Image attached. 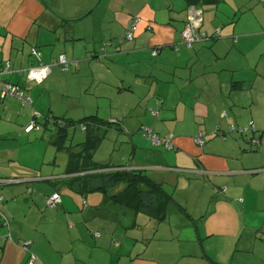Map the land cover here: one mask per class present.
Instances as JSON below:
<instances>
[{
  "label": "crops",
  "instance_id": "0c3cea01",
  "mask_svg": "<svg viewBox=\"0 0 264 264\" xmlns=\"http://www.w3.org/2000/svg\"><path fill=\"white\" fill-rule=\"evenodd\" d=\"M191 3L203 9L202 29L210 34L219 29L221 36L188 48L179 37ZM135 16L141 17V31L134 39H124L119 44L118 35L124 34L126 25ZM106 40L113 41L111 47L120 46V50L115 49L116 53L108 50L111 54L107 57L114 58L112 64L120 74L112 87L103 85L101 78L96 77L97 74L103 78L111 74L110 70H102L103 63L96 61L103 51L97 49V44ZM83 42L95 43L91 48L83 47ZM44 45L48 47L43 48ZM32 48H37L41 57L31 56ZM152 48L159 50L156 55L151 52ZM61 54H65L70 62L68 70L53 63ZM9 61L12 72L3 73V80L22 85H25L24 74L19 73V69L42 62L51 64V73L41 83L46 85L40 88L45 91L52 87L50 75L55 74L58 83L63 76L72 77L67 73L83 63L80 73L85 72L89 79L82 83L78 81L79 84L72 87L74 93L80 94L86 89L94 98L93 102L89 100L92 102L90 109L100 96L112 98L110 105L99 104L90 115L95 114L105 127L115 129L127 140L124 141L125 153H130L127 166L144 167L171 198H167L165 213L157 217L115 203L101 190L86 195L75 194L71 189H77L76 185L70 187L65 180L61 191L54 189L46 190V194H33V188L37 187L43 174H36V164L9 163V152L4 148L5 153L0 156V178L6 180L0 183L3 192L0 264H29L31 253L36 256L33 264H264V243L253 227L239 226L234 212L229 213L224 228L207 231L210 233L205 237L198 227L197 218L201 216L194 217V214L209 208L208 204L199 206L194 199L189 210L184 205L186 195H175L176 199L173 190L167 188L179 182L173 173L197 176L191 182L195 180L194 183L201 184L209 192H213L214 187L226 186L225 196L218 190L213 192L216 197L211 201L214 207L210 215L215 208H227L224 204L219 207L217 202H235L234 197L242 192L240 186H243L237 181L238 176H244L245 185H250L244 200L247 209L256 200L255 193L264 190L263 0H0V72ZM58 66L60 70L55 68L54 71ZM162 66L167 70L166 81H155L158 67ZM121 70H130L133 74L130 81L121 75ZM144 76L153 77L150 84H173L179 86L178 90L161 88L158 93L156 87L150 86L148 91L158 100L156 112L150 105L146 109L141 107L144 112L137 113L132 111L130 102L123 103L118 109L114 96L135 92L136 81H143ZM234 82L238 88H231ZM100 86L116 89L118 94L107 95L105 88L98 93L92 89L97 90ZM3 87L4 81H1L0 136L9 133V125L5 122L9 123L12 117L9 116L11 95H3ZM37 87L31 84L28 89ZM14 97V101L18 99ZM140 102L141 98L139 105ZM39 104L40 100L37 106ZM31 106L33 118L34 112L41 117L43 110L37 109L34 99ZM18 107L15 105V110ZM146 111L152 115L148 116ZM51 117L53 115L46 119ZM130 117L135 120L130 122ZM110 120L114 124H109ZM224 120L241 126L250 125L251 130L246 132L248 135L227 131L223 129ZM143 127H151L159 135L174 134L176 148L167 150L154 146L140 134ZM214 129L217 132L213 133ZM199 133L204 139L202 147L195 141ZM228 134L231 136L226 141ZM252 137L260 139L258 148L257 145L251 149L249 141ZM242 151L248 155L242 156ZM139 152H144V156L133 163ZM237 158H244L247 165L242 168L231 165ZM158 165L162 168H148ZM238 169L244 171H234ZM202 170L209 171L207 176ZM57 175L59 178L65 176L64 173ZM202 175L207 180L200 178ZM9 179L22 182L9 184ZM95 184L93 181L91 186ZM54 193H59L61 200L56 206H49L48 198ZM257 203L260 204L259 200ZM173 214L187 220L176 221ZM160 232L163 233L162 241L173 247L174 254L179 256L164 258L149 251L152 245L158 246L154 241ZM218 236L226 238L210 246L215 241L211 239ZM25 242H28L27 246Z\"/></svg>",
  "mask_w": 264,
  "mask_h": 264
},
{
  "label": "rangeland",
  "instance_id": "374dc122",
  "mask_svg": "<svg viewBox=\"0 0 264 264\" xmlns=\"http://www.w3.org/2000/svg\"><path fill=\"white\" fill-rule=\"evenodd\" d=\"M141 28L142 26H139L137 32H140ZM122 35L123 34L118 35L116 40H119V37H121ZM179 39L181 40V33ZM106 42L107 40L103 41L102 44L101 42L100 44H97V49H99L100 51L102 49L103 51H101L102 54L101 53L99 54V56L97 57L98 60L96 59V61H98V63H103L102 70L103 69H105L106 71L110 70L111 74L104 78L102 77V75H98V74L95 75L96 77L101 78V82L103 85L107 87L111 85L112 87L113 85L112 82H115V79L117 80V77L120 76V74L116 70V65L114 63L112 64V59L114 58H109L110 57L109 55L111 54V52L109 51L113 50L116 53L117 50L115 49L117 47L108 46L106 50V48H102L103 43ZM94 43L95 42H90V43L83 42V47H86L88 45L91 48H93ZM46 47L48 46L47 45L43 46V48ZM154 49L155 48H152L151 52H153ZM28 54L29 53H27V55ZM102 56H106V57H102ZM82 65L83 63L80 66L79 65H76V67L74 66V69H72L67 73L68 76H72V77L67 78L66 76H63L59 79L60 81L58 83H57V79H55V74L50 75L49 79H51L50 84L52 85L50 90L45 91L43 88L40 89L41 87L45 88L46 86L45 84H40V85L34 84L35 87H37L38 85L36 89L34 90L27 89V92L31 94V96H33L37 109L39 108L40 110H43L42 116L40 118V124H41L40 130L35 129L32 132H27L25 130V126H27L31 122V119L33 118L32 116L33 107L31 105L24 106L22 105L21 101L20 103L18 99L14 101L12 95L9 96V116L12 117L9 118V123L5 122L9 125V133L7 135L0 136V150H1L0 156H2L5 153L3 149L6 148V151L9 152V163H11L12 161H17L20 163H29V164L37 165L38 172H36V174L37 175L43 174V176H41L42 179H39V182L37 183V187L33 188V194H39V193L46 194L47 193L46 190L53 191L54 189L61 191L62 189L61 184H63L64 181L62 180V178L58 177L59 175H57V173L66 172L68 159H69L67 147H70L72 145L79 146L89 142V145L86 146V151L92 153V157L95 162L103 164L105 162L113 163V161H115L114 163L116 165H127V161L128 158L130 157V153L129 154L125 153L127 150L125 149L124 141L127 140H124L123 136L120 133H118L115 129L114 130L109 129V127H105V126L102 127L100 131L94 128L92 130L93 134H98L99 136H96L90 141L88 131H85L82 128L81 119L87 116V114L90 115V113L96 111V109L99 107V104L102 106L106 104L110 105L111 102L110 100H112L111 97L100 96L94 108L90 109L88 107L93 102L94 99L93 96L87 94L86 89H84V91H81L80 94L74 93L72 87L76 84H79L78 81L82 83V82H87L89 79L87 78L89 76L85 75L86 74L85 72L80 73ZM55 68H58L60 70L59 66L54 67L53 69L54 71L56 70ZM87 68L90 69L91 66H88ZM166 71L167 70L165 66L158 67V77L155 81L157 80L166 81L165 78L168 76ZM60 72L62 73V71ZM120 72L122 76L127 77L125 78L127 82L130 81L131 78L133 77V74L130 73V70H124V71L121 70ZM94 73H96V70H94ZM152 78L153 77L150 76H144L143 81L141 82L136 81L135 92H126L121 94L119 97L114 96V100L116 102L118 109L122 108L123 103L130 102L132 104L131 106V108L133 109L132 111H135L137 113L140 112L141 114L142 112H144L143 109L151 107L150 105H153L155 107V112H156V110L158 109V105H157L158 100L153 96V93L150 92V90L148 91L149 87L150 86L156 87L158 93L161 88L162 89L171 88L172 91L178 90L179 86H175L173 84H150ZM132 80L135 81V79ZM162 81L160 83H162ZM68 82H75V84H68ZM106 83H110V84H106ZM59 84H62V86H60ZM104 88L105 87L100 86L96 90V88L92 87V89L97 91L96 93H98V91H103L107 89L106 90L107 95H110V93H112L111 94L112 96L118 94V90L116 89L113 91V89L109 90L108 88L105 89ZM44 91L45 93H43ZM158 93L156 94V96L159 95ZM63 98H65V100H63ZM140 98H141V102L139 105L138 102ZM38 100H40V104L37 106ZM89 100H92V102ZM15 105H19V107L16 108L17 110H15ZM141 107H143V109ZM137 113H135L136 116ZM49 115L50 116L53 115V117H51L52 119L50 118L51 120L49 118H48L49 120L46 119V117ZM106 115H107L106 118L108 120L109 119L108 112ZM151 115L152 112H148V116ZM55 117H60V122L56 121ZM72 120H74L73 122L75 123L70 122ZM128 120L130 122H133L135 119L130 117ZM109 122H111V120ZM222 122L225 123L223 129H226L227 131L230 130L232 125L234 126L239 125L237 123L231 124V122L229 121L227 122V120H224ZM59 123L62 125L67 124L69 127L67 126L68 128L66 127L64 129H60ZM226 123H227V128H226ZM110 124L112 125L114 123H110ZM215 130L216 129H214L213 133H215ZM243 135H248V133H244ZM230 136L231 134H228L226 141L230 138ZM94 140H97V145L95 147H92L91 145L93 144ZM249 142L251 143V146H253L254 144L258 145L260 143V139L257 137H252ZM258 147L259 145L256 148ZM242 153H243L242 156L248 155L247 152L242 151ZM143 156H144V152H139L137 155H135V158H133V163L134 161H136L139 158H142ZM54 162H56V164L54 165V167H52ZM232 164L236 165L237 168H242L245 165H247V162L244 160V158H237L231 163V165ZM148 168L159 169L162 168V166L161 165L149 166ZM11 169L12 168L9 166V170ZM234 171H244V170L238 169ZM173 174H176L178 176L179 182L177 181V183L175 185H172V187H167V186L166 187L173 190L174 197L175 195H179L181 193L186 195L187 199L185 200L184 205L189 210L191 205L194 204V199H196L197 201L196 204L199 206L208 204L209 208L206 207L204 211L203 210L199 211L198 215L194 214V217L201 216V219L198 222V227L205 237H207L206 233H210L215 229L219 231L222 228H224L225 223L230 218L229 217L230 212L235 213L234 217L238 218L239 226H241L242 228L251 226L253 227V231L259 230L261 227L264 228L263 225L264 224V190L255 193L257 194L254 197L256 200L253 202L250 208L247 209L246 208L247 203H245L244 200L247 194L246 191L249 190L250 185L249 184L245 185V182H247V180L244 179L245 178L244 176L236 177L237 181L240 184H243V186H240L242 192L236 197H234L235 202L233 201L238 206V208L241 210L242 213L239 211V209L237 210V207L234 205L233 202L228 201L230 205L228 203L226 204L222 202L220 203L217 202V205H219V207L221 204H224V206L227 208H221L219 210L215 208V212L212 215H210L211 210L214 207V204H211V201L214 198L213 192L219 190V188L214 187L213 192H209L207 188H205L201 184L194 183L195 180L194 182H191V180L196 178L195 175L178 174V173H173ZM62 177H64V175ZM69 178L73 179L74 177H69ZM200 178L207 180L203 176H201ZM78 183L79 184H77L76 186L77 189L76 188L71 189V191L75 194L86 195L88 194V192L96 193L98 191V190L86 191V183H88V178L86 177H81ZM208 186H210V184H208ZM219 192L222 195H226L225 192H221V191ZM228 197L230 196L228 195ZM238 199L242 201V202L240 201V204L236 202ZM257 200H259L260 204L257 203ZM210 204H211V208H210ZM200 213H204V214L200 215ZM172 217L174 220L180 222L183 221V219L181 218H184V217L178 218V216H176L175 214H173ZM184 219L187 220L186 218ZM162 235L163 233L160 232L158 238L154 241V243L156 242L158 246L154 248V245H152L149 251L150 252L155 251L157 256H161L164 258H169L171 256H176V257L179 256V254L176 255L174 254L175 249L173 247L166 245L165 244L166 241H162V237H160ZM224 238L226 237L224 236L213 237V239L211 240H215V241H213V243H211L210 246L221 240H224ZM160 245L161 246L163 245V248H160Z\"/></svg>",
  "mask_w": 264,
  "mask_h": 264
},
{
  "label": "trees",
  "instance_id": "16d2710c",
  "mask_svg": "<svg viewBox=\"0 0 264 264\" xmlns=\"http://www.w3.org/2000/svg\"><path fill=\"white\" fill-rule=\"evenodd\" d=\"M191 1H196V0H191ZM191 4L195 5V3H191ZM191 4L189 6H191ZM196 6L202 8L201 6L197 4ZM208 34L210 33L208 32ZM238 87L239 85L236 84L235 82L231 84V88H238ZM55 119L56 121L60 122V117H55ZM73 121L74 120L70 122H73ZM81 122H82L81 123L82 128L83 126H86V128L85 129L83 128V130L88 131L90 141L96 136H99L98 134H93L92 130L95 127L98 129V128H102L105 126L104 122L98 121V118L95 114L86 116L85 118L81 119ZM39 123H40V119H39ZM110 123H113V122H109V124ZM67 126H68L67 124L59 125L60 129H64ZM235 127H237V129L232 132H240L238 128L243 127V126L239 125ZM40 128H41V124H40ZM40 128L38 130H40ZM142 130L140 134L144 136V131ZM230 131H231V128H230ZM153 132L156 133L161 138L163 137L170 138L172 134V133H168L165 135H159V133L155 132L154 130ZM243 133H246V132H243ZM148 140L152 143L150 139ZM87 145H89V142L86 144L79 145V146L72 145L70 147H67L69 159H68V164H67V170L66 172H64L65 174V176L63 177L64 179L62 178L63 181L65 180L70 187H73L74 185L77 186V184H79L78 181L81 177H86L88 178V183H86V191L101 190L105 193L104 195L109 197L113 202L126 205L127 207L142 211L148 215L160 217L165 213L167 206H168L167 198H171V195L170 193L166 191L164 186L158 180H156L155 178L147 174L148 170H145L144 167H141V168L134 167L132 170H127L126 168H124V165H116L111 162H105L103 164L97 163L94 161L92 157V153L89 151H86ZM96 145H97V140H94L91 146L95 147ZM153 145L156 147L167 149V150H172L176 148L175 144H173L172 149H169L165 143H161L160 145H156V144H153ZM197 146L202 147L199 144ZM255 146H257V144H254L253 146H251V149H254ZM202 171L207 176V173L209 171L207 170H202ZM205 175H202V176L206 177ZM69 177H74V178L71 179ZM195 177H196L195 179L198 178L197 176ZM93 181H96L97 183L95 184V186H91V183ZM123 184H126V185L124 187H121V185ZM226 189L227 188L225 186L220 187L218 192L219 191L226 192ZM240 201H241L240 199L237 200L239 204H240ZM0 214L2 215V213ZM197 219H195V221L196 220L200 221L201 217ZM255 231L257 232L258 238L260 239V241L264 243V229L260 228L259 230H255Z\"/></svg>",
  "mask_w": 264,
  "mask_h": 264
},
{
  "label": "built area",
  "instance_id": "2783aa9c",
  "mask_svg": "<svg viewBox=\"0 0 264 264\" xmlns=\"http://www.w3.org/2000/svg\"><path fill=\"white\" fill-rule=\"evenodd\" d=\"M141 22L140 16H135L133 20L127 25L125 28V32L122 35V37L119 38L118 42L119 44H122L124 42V39H134L136 34L138 33L137 30L139 29ZM203 25V9L200 7H197L196 5H191L188 7L187 11V19L185 23V27L181 31V43L186 44L188 47L192 48L196 43L203 42V41H211L215 38H218L221 33L220 30L217 29L214 33L208 34L206 31L202 30L201 27ZM112 42H106L103 43V48L108 47ZM177 47V46H176ZM120 46H118V50ZM178 48V47H177ZM158 49L153 50V55H156L158 53ZM32 55H36L38 57H41V52L37 48H32ZM55 65H59L62 70H68L70 66V62L67 59L65 54H61L60 57L53 61ZM74 63V62H71ZM52 67L51 64L48 63H41L39 65H29L27 68L19 69L18 72L21 74H24V80L25 85H22L20 83H14L8 80H3V73H11V64L10 61L7 62L3 69L0 72V82L4 81V87L2 89L3 95L10 94L12 96H15L19 100L22 101L24 105H32L33 99L31 95L27 92L28 86L31 84H41L43 80L51 73ZM152 110V109H151ZM34 118L30 122L29 125L25 127V130L27 132H30L32 130H38L40 128L39 123V117L36 112H34ZM85 129L86 126H83ZM252 125V129H253ZM237 127L232 126L231 131H235ZM238 130L240 132H247L251 130L250 126H243L239 127ZM144 136L147 137L152 141L153 144L160 145L161 143H165L169 149L173 148L174 143V135L171 134L170 138H161L156 133L153 132L152 128L149 127H143ZM195 141L197 144L203 146L204 145V139L202 138L201 134L199 133L198 136H196ZM127 170H132V166H124ZM3 178H0V183L5 182ZM12 181L9 179V182ZM3 199V192L0 190V201ZM61 200V196L59 193L52 194L48 199V204L50 206H56ZM1 215V214H0ZM3 218L5 219V222H7L6 217L3 215ZM99 235V233H98ZM25 246L28 245V242L24 243ZM36 260V256L34 253H31L29 257V264H33V262Z\"/></svg>",
  "mask_w": 264,
  "mask_h": 264
},
{
  "label": "water",
  "instance_id": "95a60500",
  "mask_svg": "<svg viewBox=\"0 0 264 264\" xmlns=\"http://www.w3.org/2000/svg\"><path fill=\"white\" fill-rule=\"evenodd\" d=\"M18 181H21V180H12L9 182V184H12V183H17ZM22 182V181H21Z\"/></svg>",
  "mask_w": 264,
  "mask_h": 264
}]
</instances>
